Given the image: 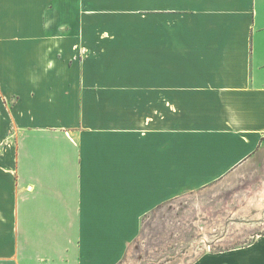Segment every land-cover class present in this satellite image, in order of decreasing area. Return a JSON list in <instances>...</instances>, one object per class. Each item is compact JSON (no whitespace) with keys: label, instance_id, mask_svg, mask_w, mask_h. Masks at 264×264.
I'll list each match as a JSON object with an SVG mask.
<instances>
[{"label":"crops","instance_id":"obj_1","mask_svg":"<svg viewBox=\"0 0 264 264\" xmlns=\"http://www.w3.org/2000/svg\"><path fill=\"white\" fill-rule=\"evenodd\" d=\"M263 154L264 0H0V264H119ZM190 264H264V236Z\"/></svg>","mask_w":264,"mask_h":264},{"label":"rangeland","instance_id":"obj_2","mask_svg":"<svg viewBox=\"0 0 264 264\" xmlns=\"http://www.w3.org/2000/svg\"><path fill=\"white\" fill-rule=\"evenodd\" d=\"M135 27L146 29V21ZM139 58L146 61V53ZM259 236H264V154L248 169L147 214L119 264H190L204 252L242 246Z\"/></svg>","mask_w":264,"mask_h":264}]
</instances>
